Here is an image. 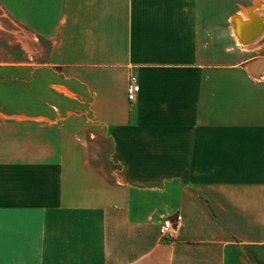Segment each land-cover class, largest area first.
<instances>
[{
    "label": "crops",
    "instance_id": "crops-1",
    "mask_svg": "<svg viewBox=\"0 0 264 264\" xmlns=\"http://www.w3.org/2000/svg\"><path fill=\"white\" fill-rule=\"evenodd\" d=\"M252 9L0 0V264H264Z\"/></svg>",
    "mask_w": 264,
    "mask_h": 264
},
{
    "label": "water",
    "instance_id": "water-1",
    "mask_svg": "<svg viewBox=\"0 0 264 264\" xmlns=\"http://www.w3.org/2000/svg\"><path fill=\"white\" fill-rule=\"evenodd\" d=\"M248 17H249V21H247V22H236V21L240 20V18L239 17L234 18V25H235V29H236L235 34L240 39V42L243 44H248V43L254 42L256 39H258L262 35L263 28H264L263 20L257 14H251V16H248ZM246 26L253 27V29H252L253 32L246 39H242L240 37V32L243 33ZM263 60H261V61H263ZM258 62H260V61H255L250 66V71H251V67ZM251 73H252V71H251Z\"/></svg>",
    "mask_w": 264,
    "mask_h": 264
},
{
    "label": "built area",
    "instance_id": "built-area-1",
    "mask_svg": "<svg viewBox=\"0 0 264 264\" xmlns=\"http://www.w3.org/2000/svg\"><path fill=\"white\" fill-rule=\"evenodd\" d=\"M140 92V86L138 84V79L135 76L130 78L128 88H127V97L129 102H134L137 99V96ZM177 225V222H173L170 220L164 221L161 226L160 232L162 236L168 235Z\"/></svg>",
    "mask_w": 264,
    "mask_h": 264
},
{
    "label": "bare ground",
    "instance_id": "bare-ground-1",
    "mask_svg": "<svg viewBox=\"0 0 264 264\" xmlns=\"http://www.w3.org/2000/svg\"><path fill=\"white\" fill-rule=\"evenodd\" d=\"M259 6H260V4H259V3H256L254 9L258 8ZM254 9H252V10H250V11L247 12V14H246V18H247V20H246V21H249V17H248V16H251V14H256L255 12H253ZM247 15H248V16H247ZM239 18H240V17H239ZM246 21H245V20H242V19L240 18V20H238V21H236V22H246ZM245 29H247V27H246ZM237 30H238V29H237ZM235 31H236V29H235ZM257 61H260V62L254 64V65L251 67V71H252V73H253L255 76L258 77V76H260L261 74H264V60H263V61H261V60H257Z\"/></svg>",
    "mask_w": 264,
    "mask_h": 264
}]
</instances>
